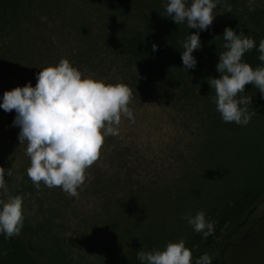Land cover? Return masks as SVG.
I'll list each match as a JSON object with an SVG mask.
<instances>
[{"label": "rangeland", "instance_id": "obj_1", "mask_svg": "<svg viewBox=\"0 0 264 264\" xmlns=\"http://www.w3.org/2000/svg\"><path fill=\"white\" fill-rule=\"evenodd\" d=\"M29 2L28 17L12 8L8 21L0 23V97L29 81L35 86L40 68L67 58L86 76L129 87L135 118L130 123L122 117L119 134L104 138L78 196L69 197L59 187L33 185L26 172V142L20 145V129L13 126L15 110L0 109L2 191L22 197L24 226L43 264H141L137 251L142 247L162 250L179 239L185 240L193 264L204 253L214 256L247 207L264 195V96L252 84L245 86L243 95L252 98L250 122L225 123L214 97L196 80H181L195 87L190 94L180 96L170 86L165 90L122 50L119 34L134 20L137 26L130 27L128 37H137L132 36L136 31L154 33L161 25L147 7L149 22L136 20L131 8L123 11L102 0ZM255 9L263 12L264 29V0H255ZM221 11L213 10L215 20L222 19ZM78 24L87 25L92 37L80 38ZM198 211L214 224L208 240L183 219ZM262 217L264 202L252 220ZM263 231L258 228L248 245L255 238L258 243ZM261 246L262 255H256L257 248L248 250L245 264H264V242Z\"/></svg>", "mask_w": 264, "mask_h": 264}, {"label": "clouds", "instance_id": "obj_2", "mask_svg": "<svg viewBox=\"0 0 264 264\" xmlns=\"http://www.w3.org/2000/svg\"><path fill=\"white\" fill-rule=\"evenodd\" d=\"M222 0H166L165 17L177 25L186 23L189 33L181 42L182 69L188 72L197 64L193 56L201 48L200 32L212 24L216 15L213 10ZM248 11H255V0H247ZM231 13V6L227 7ZM219 37H216L217 39ZM224 51L218 54L216 70L218 78L209 77L215 96L216 111L225 123L246 126L251 119L248 105L252 98L239 95L245 86L252 84L264 96V38L257 51L260 65L253 68L242 57L254 47L255 41L243 31L236 33L226 27L222 35ZM158 50L153 43L152 51ZM131 91L123 83H106L102 79L86 76L67 58L40 68L36 73V84L31 81L24 86L6 90L0 97V109L15 110L13 126L19 127L18 139L26 142L25 154L30 166L27 176L39 189L59 187L69 197H77L78 189L85 182L86 169L98 159L106 136L119 134L122 117L135 123L129 107ZM5 169L0 168L4 180ZM12 176V168L7 170ZM0 181V189H3ZM193 231L206 239L214 232V224L206 219L204 211L183 217ZM24 227L23 201L20 195L0 194V235L5 239L20 235ZM141 264H193L192 253L184 239L168 242L163 249L137 251ZM212 257L204 253L194 264H212Z\"/></svg>", "mask_w": 264, "mask_h": 264}, {"label": "trees", "instance_id": "obj_3", "mask_svg": "<svg viewBox=\"0 0 264 264\" xmlns=\"http://www.w3.org/2000/svg\"><path fill=\"white\" fill-rule=\"evenodd\" d=\"M102 1L107 2L114 8L118 6L123 11L128 8L133 9L135 11L134 18L136 20L140 18L144 22L150 21V15L147 14L146 7L148 11H151V15H153L154 18L160 19L161 25L157 27L154 33L148 32L145 35H141L143 32L136 31L138 34H131L132 36H137L133 38L128 37L127 33L130 27L134 29L137 26L134 20V22L130 23L123 31V35L119 34L118 42L122 50L128 53L131 63L139 64L148 75L150 82H157L159 85L163 86L165 90L166 86H170L175 92L177 90V94L180 96L196 91L195 87L191 85H186V83L181 85V80L186 76L189 80L188 82L196 80V85L208 89L209 94L213 97L215 96V92L214 90L212 91L210 85L207 83V79L209 77L218 78L220 75L216 70L218 59L215 58V51L218 52V54L224 51L222 48V44L224 43L222 35L226 27H231L237 34L243 31L245 35H248L255 41L256 47L246 52L242 59L253 68L261 64L258 60L259 53L257 48L260 39L264 38V29L262 25H260L263 12L261 9H255L254 12H249L248 6L244 9V0H222V2L217 5L222 9V19H214L207 30L200 32L201 48L193 52L197 64L194 69H189L188 72L182 69L181 42L189 33L191 34L199 30L189 29L186 23L177 25L171 18L162 17L161 12L165 11L164 6L166 0ZM30 2L29 0H0V23H6L8 21L6 17L10 15L12 8H15L17 13L19 10L22 15L24 14L28 17L29 15L27 12L32 8ZM228 6H231V13H227L226 11ZM159 16H161V18H159ZM75 26L80 38H87V36L89 38L92 37V34L88 33L90 30L87 29V25L78 24ZM216 37L219 38L215 39ZM153 43L158 46V50L155 52L152 51ZM181 72L183 73L180 74ZM146 83L149 82L147 81ZM250 85L251 83L247 84L246 87ZM154 88L155 87H150V90ZM243 94L244 93H241L240 95ZM2 193L3 191L0 189V194ZM259 200L260 202H264V195L263 197L261 196ZM260 202L247 207L249 208L247 214L242 220L237 222V225L229 235L223 248L212 256V264H245L246 253H250L248 250L251 249V247L257 248L255 250L256 255H262V253L260 254L262 246H259L264 242V231L258 243L255 244L257 240L255 238L254 245H248V241L251 239L250 236L258 231V229H254L253 225L257 224L258 228L264 230L262 226L264 217L258 222L252 220V215L260 205ZM26 231V227L24 226L20 235L13 236L10 239H5L3 235H0V264H43L42 254L35 248ZM235 235L237 237L239 236L237 240L234 239ZM200 238L202 240H208L209 236L206 239L202 236Z\"/></svg>", "mask_w": 264, "mask_h": 264}, {"label": "flooded vegetation", "instance_id": "obj_4", "mask_svg": "<svg viewBox=\"0 0 264 264\" xmlns=\"http://www.w3.org/2000/svg\"><path fill=\"white\" fill-rule=\"evenodd\" d=\"M256 229H258V228H256ZM262 234H263V233H262ZM254 235H256V233H255ZM256 237H257V235H256Z\"/></svg>", "mask_w": 264, "mask_h": 264}]
</instances>
